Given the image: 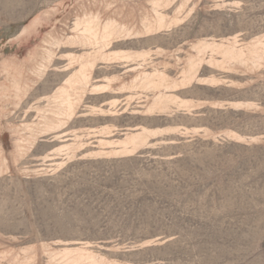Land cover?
<instances>
[{
  "label": "rangeland",
  "instance_id": "obj_1",
  "mask_svg": "<svg viewBox=\"0 0 264 264\" xmlns=\"http://www.w3.org/2000/svg\"><path fill=\"white\" fill-rule=\"evenodd\" d=\"M0 264H264V0H0Z\"/></svg>",
  "mask_w": 264,
  "mask_h": 264
}]
</instances>
